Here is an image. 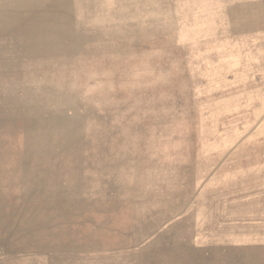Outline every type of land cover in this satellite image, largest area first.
Here are the masks:
<instances>
[{
  "label": "rangeland",
  "instance_id": "1",
  "mask_svg": "<svg viewBox=\"0 0 264 264\" xmlns=\"http://www.w3.org/2000/svg\"><path fill=\"white\" fill-rule=\"evenodd\" d=\"M0 264H264V0H0Z\"/></svg>",
  "mask_w": 264,
  "mask_h": 264
}]
</instances>
